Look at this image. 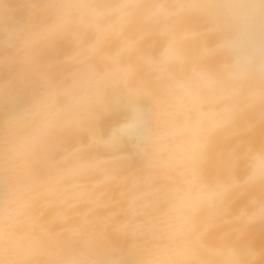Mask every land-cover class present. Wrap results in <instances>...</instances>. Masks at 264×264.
Instances as JSON below:
<instances>
[{
    "label": "bare ground",
    "instance_id": "1",
    "mask_svg": "<svg viewBox=\"0 0 264 264\" xmlns=\"http://www.w3.org/2000/svg\"><path fill=\"white\" fill-rule=\"evenodd\" d=\"M0 264H264V0H0Z\"/></svg>",
    "mask_w": 264,
    "mask_h": 264
}]
</instances>
